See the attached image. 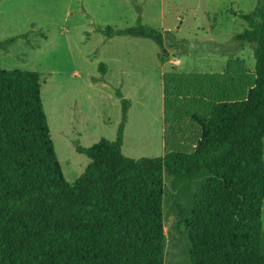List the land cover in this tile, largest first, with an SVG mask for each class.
<instances>
[{
	"label": "trees",
	"instance_id": "obj_1",
	"mask_svg": "<svg viewBox=\"0 0 264 264\" xmlns=\"http://www.w3.org/2000/svg\"><path fill=\"white\" fill-rule=\"evenodd\" d=\"M238 16L247 27L232 38L254 59L243 92L233 96L228 74L165 72V151L132 158L122 153L130 100L117 89L116 136L75 145L89 161L73 182L58 163L39 73L0 69V264H165V183L200 178L188 217L175 202L189 264H264V0ZM100 31L165 49L164 31L140 21ZM98 71L94 81L107 65Z\"/></svg>",
	"mask_w": 264,
	"mask_h": 264
},
{
	"label": "rangeland",
	"instance_id": "obj_2",
	"mask_svg": "<svg viewBox=\"0 0 264 264\" xmlns=\"http://www.w3.org/2000/svg\"><path fill=\"white\" fill-rule=\"evenodd\" d=\"M259 1L0 0V41L15 37L6 49L0 48V69L39 73L58 163L64 178L73 182L89 161L75 145L87 147L116 136L121 119L117 89L130 100L122 153L132 158L161 156L165 151V72L228 74L234 78L233 96H239V86L244 88L252 79L254 59L252 46L232 37L247 27L238 14L250 12ZM138 21L164 31V50L147 38H106L100 31ZM100 62L107 65V73L94 81ZM200 181L165 183V264H189L185 230L175 227V202L188 217Z\"/></svg>",
	"mask_w": 264,
	"mask_h": 264
}]
</instances>
